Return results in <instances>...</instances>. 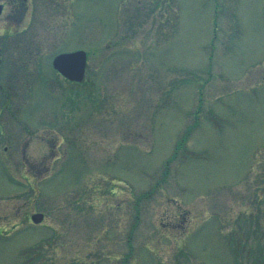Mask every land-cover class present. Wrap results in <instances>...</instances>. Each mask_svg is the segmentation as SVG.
Wrapping results in <instances>:
<instances>
[{
	"label": "rangeland",
	"instance_id": "rangeland-1",
	"mask_svg": "<svg viewBox=\"0 0 264 264\" xmlns=\"http://www.w3.org/2000/svg\"><path fill=\"white\" fill-rule=\"evenodd\" d=\"M32 3L0 17V264H264V0Z\"/></svg>",
	"mask_w": 264,
	"mask_h": 264
},
{
	"label": "water",
	"instance_id": "water-1",
	"mask_svg": "<svg viewBox=\"0 0 264 264\" xmlns=\"http://www.w3.org/2000/svg\"><path fill=\"white\" fill-rule=\"evenodd\" d=\"M53 64L54 67L69 80L82 82L86 74L87 53L85 51H76L72 53L61 54L55 58ZM32 219L34 222L39 223L43 219V215H34Z\"/></svg>",
	"mask_w": 264,
	"mask_h": 264
},
{
	"label": "flooded vegetation",
	"instance_id": "flooded-vegetation-1",
	"mask_svg": "<svg viewBox=\"0 0 264 264\" xmlns=\"http://www.w3.org/2000/svg\"><path fill=\"white\" fill-rule=\"evenodd\" d=\"M32 4V0H0V5L2 6L0 17L7 14L8 18L4 32L9 33L12 30H17L18 27H24V21L27 19V15L32 6L34 11V4ZM30 20L32 23L37 21V19L33 20L31 17ZM25 27L27 28V26Z\"/></svg>",
	"mask_w": 264,
	"mask_h": 264
},
{
	"label": "trees",
	"instance_id": "trees-1",
	"mask_svg": "<svg viewBox=\"0 0 264 264\" xmlns=\"http://www.w3.org/2000/svg\"><path fill=\"white\" fill-rule=\"evenodd\" d=\"M189 131H191V129L189 130ZM185 140H186V137L179 143V145H178V148H180L181 146H183V143L185 142ZM167 173V172H166ZM150 197V195H149V193L147 192V193H144L143 195H141L140 196V198H139V200L140 199H143V198H149ZM137 226V224L135 225V227Z\"/></svg>",
	"mask_w": 264,
	"mask_h": 264
}]
</instances>
